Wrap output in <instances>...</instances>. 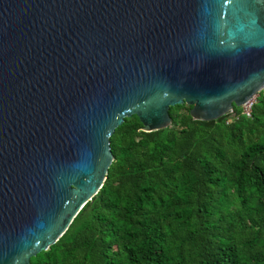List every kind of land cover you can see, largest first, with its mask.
<instances>
[{"label":"water","instance_id":"95a60500","mask_svg":"<svg viewBox=\"0 0 264 264\" xmlns=\"http://www.w3.org/2000/svg\"><path fill=\"white\" fill-rule=\"evenodd\" d=\"M263 86L264 0H0V264L63 234L126 116L215 119Z\"/></svg>","mask_w":264,"mask_h":264},{"label":"trees","instance_id":"16d2710c","mask_svg":"<svg viewBox=\"0 0 264 264\" xmlns=\"http://www.w3.org/2000/svg\"><path fill=\"white\" fill-rule=\"evenodd\" d=\"M190 108L150 131L126 116L102 186L31 264H264V90L250 115Z\"/></svg>","mask_w":264,"mask_h":264},{"label":"built area","instance_id":"2783aa9c","mask_svg":"<svg viewBox=\"0 0 264 264\" xmlns=\"http://www.w3.org/2000/svg\"><path fill=\"white\" fill-rule=\"evenodd\" d=\"M261 90H264V86ZM257 95L258 94L252 95L247 101H245L243 103V105L241 106L242 107V113H244L246 115L251 114V108H252L254 101L256 100Z\"/></svg>","mask_w":264,"mask_h":264}]
</instances>
